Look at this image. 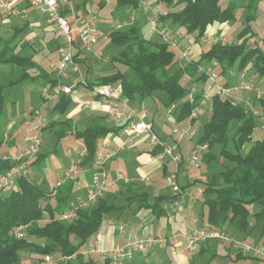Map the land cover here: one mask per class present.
Wrapping results in <instances>:
<instances>
[{"label":"trees","instance_id":"obj_1","mask_svg":"<svg viewBox=\"0 0 264 264\" xmlns=\"http://www.w3.org/2000/svg\"><path fill=\"white\" fill-rule=\"evenodd\" d=\"M140 1L116 0L114 15L127 7L137 8ZM157 1L167 8L181 6L178 10L161 15L160 18L170 19L171 23L182 27L187 34L195 33V40L201 38L207 26L214 22H235L236 11L239 8L238 2L234 0ZM240 1L245 2L243 27L238 33L240 41L233 43L217 41L202 51L198 59L190 60L185 66L172 68L177 59L174 50L166 42L144 38L140 34L139 26L122 24L111 29L107 37L108 46L116 47L118 50L110 60L129 67L134 73V79H125L123 72L116 69L101 76L94 83L120 82L123 99L142 101L150 97L157 99L165 108L173 105L175 119L180 123L184 122L203 95L201 90H197L193 94V102H190L187 95L191 91V86L186 85L184 77L189 76L188 78L193 80L200 77L204 80V74L196 76L200 63L215 61L221 65V73L231 67L241 71L251 64L255 75L264 76V47L247 46V41L254 35L252 22L257 20L258 15L253 9H257L258 4L264 0ZM262 11L264 23V7ZM25 29L26 23L20 28H15L12 36L7 38L0 48V60L14 63L22 70L26 66L37 67L31 56L20 54L18 51L12 52L9 56L5 53L12 39L14 40ZM74 60L78 61L76 55ZM20 76L7 84L0 83V145L4 118L3 91L13 83L30 78L29 72L25 70ZM57 83L56 79H47L45 82L50 88ZM71 101L70 93H61L50 110L58 109L64 112ZM250 101L257 105L264 115V97L256 98L253 94ZM209 109V118L198 132L194 131L193 138L194 143H205L207 146L201 153L199 163L206 166L205 175L183 188L196 185L202 188V204L206 207V221L209 225L224 230H237L250 235L254 242L264 243V136L253 137L258 114L247 108L243 101L233 96H221L218 92L211 95ZM195 120L196 118L192 119L193 124ZM55 123L53 120L47 127L54 126ZM63 124L68 127L67 130L61 128L57 135L62 137L71 133L76 139L81 140L85 149L81 155L80 166L87 170H92L98 139L108 133L119 131L125 125V123L108 125L100 118H93L82 128L73 127L69 119ZM214 146L219 148L217 153ZM159 151L161 149L158 147L152 149V153ZM46 158L47 154L40 151L30 164L36 168ZM183 158L178 164L183 163ZM220 158L224 161H220L222 167L211 168V162ZM12 165L13 160L0 155V173ZM43 181L45 180L33 181L26 176H19L9 191L4 193L2 189L0 190V264H20V251L27 248H31L34 254V264H99L97 257L84 255L82 249L90 236L99 230L107 216L116 215L135 204L137 208H149L156 217H159L165 213L164 202L177 197L157 194L150 198L148 193L141 191L135 184L122 181L121 188L116 191L105 190L95 204L79 209L78 216L73 221L66 222L59 220L56 215L66 207L71 193V182L67 185L60 183L61 185L55 187H44ZM53 191L55 193L52 195ZM119 195L123 197L121 201H117ZM20 223L29 224L27 233L43 239V242L34 243L32 240L27 242L25 238H17L14 229ZM50 254H60L67 259L47 263L44 256ZM243 254L241 250L237 251V256Z\"/></svg>","mask_w":264,"mask_h":264},{"label":"crops","instance_id":"obj_2","mask_svg":"<svg viewBox=\"0 0 264 264\" xmlns=\"http://www.w3.org/2000/svg\"><path fill=\"white\" fill-rule=\"evenodd\" d=\"M7 1H9V4L14 8L16 13L12 15L0 12V24L9 22V25L11 24L12 28L15 30V28H20L25 23L30 26L31 23L28 20L32 18L34 26H32L33 28L31 27V29L34 30L35 35H38L35 41L40 43L42 50L38 53L32 52L30 54L31 59L38 66H40L42 61L46 62L47 65H50L49 61H47L48 57L53 51H55L58 56L57 46L60 43V37L55 33L53 25L48 22L46 14L32 7L31 0ZM115 6L116 0H65L61 4V13L69 20L71 26H75L84 19H93L97 27L98 41L94 45L93 50L87 52L84 50L77 31L74 30L73 50L74 56L76 55L78 60L76 61V67H69L66 76L59 74L58 71L54 72V70L56 71V67L51 65V76L49 77L39 78L37 76V72L35 74L29 73L30 78L23 80V82L30 81V84L27 85V89L34 105L25 109L23 113L24 117L29 118L36 116V109L51 108L55 100L50 98L52 104H47L49 101L48 96L50 94V90L53 88H50L47 84H45L47 79H56L58 80L57 84L72 85L79 79L80 76H83L87 82L92 84L101 76L114 72L113 69H106L107 67L103 62L106 60V57H103L101 46L107 42L110 30L122 25V23H120V19H116L118 18V14L116 16L114 15ZM180 7V5H176L174 7L172 6L167 8L163 3L158 2L157 0H141L137 8L127 7L124 11L125 14L128 15L127 18L130 20H137L140 17H145L149 20V32H152L155 30L151 28V19L148 17V14L151 11H156L157 13L156 20L158 21L159 28L163 26L170 28V24H173L170 19H161L160 16L169 11L178 10ZM39 16H41V18H39ZM262 23L263 20L259 19L252 22V30L254 32L253 40H257L258 38V42H261L264 36H258L256 24L261 25ZM242 27L243 23L239 29L233 30L232 23H221L217 21L208 25L204 35L198 40H194L192 43H190L189 40L178 31V29L174 30L171 37L178 43L181 40L184 42V45H188L191 54L190 60H196L199 58L202 51H205L213 44L212 40L214 37H221V41L229 42L228 36H230V32L232 31L233 36L236 38L238 37V33ZM26 30L27 29L21 31L19 35ZM12 34L9 37H11ZM173 35H176V37L174 38ZM191 35L195 37V33H192ZM158 38L159 41H162L159 35ZM21 39L22 38L20 37L14 41V38L11 42L14 41L12 44L15 46L16 51L20 54H24L21 50L26 42H23ZM35 41L34 43H36ZM30 45H32V43H30ZM58 58L59 56L57 57V60ZM177 58L179 59L178 56ZM179 60L182 61L181 59ZM200 65L204 67L206 66L210 70L214 71L217 76L212 79L204 75L205 79L203 82H193V79H188L187 86L191 85V91L201 90L203 92L201 98L204 102L201 104V107H207V109H209L211 95L218 92V87L220 85L229 86L230 84L239 81V75L237 74H239L242 70L238 71L236 68L231 67L226 72L221 73L222 67L215 61H204L203 63H200ZM250 66L251 64H248L246 68L243 69L246 74L245 76L257 83L261 76L255 75ZM14 70L15 69L12 71ZM197 73L199 75L202 74L200 72ZM16 84L17 86L20 85V83ZM13 85H15V83L9 86L12 87ZM249 93L250 92H241L233 95V97L247 104L250 102L252 96V93ZM70 95L72 98L71 102L74 103V105L70 104L71 109H69L64 120H71L73 127L79 128L78 122L83 116L85 119L83 121H85L86 124L90 123L93 118H100L101 121H104V123L108 125L124 123L114 122L108 115V104L101 98L95 96L89 88L76 85L72 89ZM17 97L18 96H15L14 94L13 98L9 100V107L7 110H3L4 118L2 123L3 134L1 144H4V147L0 152V155L10 160H13L11 158H14L24 145V140L26 138L24 137V139L22 138L23 140H20L21 145L17 150L14 138L10 137L12 132L16 131L15 128L17 118L15 113L16 110H14L13 105L18 99ZM127 101L129 105L138 109V114L141 118H143V120L151 123L153 130L158 134V136H160L167 143H177V151L180 153L181 158L184 157V161L185 157L191 153L195 144L194 140L190 136L179 134L174 131L176 125L180 124V122L175 119L173 105L165 108L157 99L150 97L145 98L142 101H138L136 99ZM61 120L63 119L58 121ZM48 123H51V121ZM262 124L264 125V122L260 123V128ZM125 126L126 125H124V127L119 131L113 132V134L108 133L104 137L98 139L97 150H102L103 146H109L115 151L113 157L107 161L105 166L108 177L114 178L116 174H123L126 178H128V184H135L141 191L148 193L150 198L157 194H168L170 197L177 195V197L164 202L163 208L165 209V213L159 217H156L149 208H137L135 204H132L129 208L116 213V215L107 216L98 230L101 235L100 240L95 239L94 235H92L85 244V247L82 249V253L84 255L97 257L99 259V264H102L101 261L104 257L98 252L90 253L92 246L100 247L105 250H111L115 247L123 245L128 239H135L138 237L144 238L149 235L164 237L175 231L185 233L188 228L210 226L206 221V207L202 204V188L199 190V186L197 185L191 187L187 186L185 189L183 188V186H186L191 181L205 175V172L200 168V165L196 166L198 170L197 174H192L190 170L195 166L188 168L185 162L177 164L168 157H161L160 151L158 153H152V148L148 144L147 137L143 135L137 137V139L133 142H127V135L124 131ZM260 130L262 135L261 137H263L264 129L261 128ZM254 132L253 137L258 138ZM81 155L76 159V161L79 159L81 160ZM169 161H171L174 165V172H170L168 169ZM71 166L68 170H64L60 177L55 179V185L52 186L55 187L57 182H60L62 185H67L71 182V193H81L77 199L72 201L69 205H66L65 208L70 207L83 198L91 184L90 175L92 170H87L86 168L80 166V164L77 172L71 173L72 177L64 178V172L69 171ZM178 178H180V182H178ZM38 179L39 180L37 181H40L41 177ZM122 185L123 182L118 180L114 182V184L110 187V190L116 191L121 188ZM174 185L178 186V189L182 192V196L179 191L173 190ZM119 196L123 199L122 195ZM122 218H124L123 221ZM227 230H230L232 234L241 233L243 237L240 238V240L248 241V239H250L251 242H254L250 235L233 229ZM212 240L195 242L192 250L187 249V241L184 240V238L160 242L149 251H135L133 255H131L132 257L124 260L122 264H200V260H198L199 262H195V260L193 261V258L198 255L197 257L201 259L204 254L209 256L208 261H206L207 264H223L226 263L228 259L234 261L242 258L256 259L247 256L246 254H243V256H237L238 250L235 248L231 249L230 243L228 246H225V251L220 252L216 246L213 245L214 248L210 247L209 244H211L210 241ZM260 262V264H264L263 261Z\"/></svg>","mask_w":264,"mask_h":264},{"label":"built area","instance_id":"obj_3","mask_svg":"<svg viewBox=\"0 0 264 264\" xmlns=\"http://www.w3.org/2000/svg\"><path fill=\"white\" fill-rule=\"evenodd\" d=\"M65 0H31V5L35 9L40 10L46 14L47 20L53 25L55 33L60 37V43L57 48L58 63L57 71L59 74L66 76L69 67H76L74 60V38L73 31H77L79 39L84 47V50L90 52L93 50L94 45L98 41V32L96 24L93 19H84L77 23L75 26H71L69 20L61 13V4ZM0 12L5 14H15L14 8L9 4L7 0H0ZM150 26L161 37L163 42H166L169 47L179 51V59L183 61H190V49L188 45L181 46L176 40L172 39L173 31L169 27L163 26L159 28L158 21L156 19L150 20ZM221 37H214L212 43L221 41ZM197 71L204 74L209 78L217 76L214 71L210 70L206 66L199 65ZM239 81L230 84L229 86L220 85L218 87V93L221 96H233L241 92L253 93L256 98L264 97V76L260 77L259 81L254 82L252 79L246 77L245 72L242 70L239 74ZM80 85L81 87L89 88L93 94L102 100H104L108 106V115L116 122H124L126 133V141L133 142L139 136H146L149 146L153 148H160V156L168 157L175 163L181 161V155L177 151V143H167L153 130L151 123L143 120L139 116V111L136 107L129 105L126 99L121 97L122 86L120 82L109 83H92L89 84L87 80L80 76L79 79L72 85L57 84L51 90L48 98L56 100L61 93L69 94L72 89ZM187 99L193 102V91H190L187 95ZM204 101H200L196 106H193L189 117L180 124L176 125L174 131L179 134H185L194 138V126L192 119L197 117L199 107ZM250 102L247 103L249 105ZM41 109V108H40ZM40 109H36L37 116L36 121L31 124L34 134L25 138V143L13 158V165L0 173V190L13 184L14 180L19 176L30 177L33 173L30 162L40 152V146L42 143L43 128L45 127V121L40 113ZM264 129V125H261ZM194 140V139H193ZM191 153L185 157L184 161L188 168L198 166L200 163L201 153L206 149L205 143H194ZM115 151L112 147L103 146L102 150H97L92 166L91 184L87 189V192L83 198L77 203H74L68 208H65L61 212L57 213V218L61 221L70 222L78 216V210L84 207L91 206L96 203L99 197H101L105 190L110 189L114 182L121 180L128 182L123 174H116L114 178H109L105 169L106 163L114 155ZM80 159L72 164L69 171L64 172V178L72 177L71 173L77 172ZM60 182H57L58 186ZM201 190V187H198ZM174 191H179L181 196L182 192L178 189L177 185L173 186ZM55 191L52 192V195ZM29 224H21L15 227L14 234L17 238H24L27 232ZM95 239L100 240L101 235L97 230L94 234ZM184 238L187 241V249L192 250L195 242H202L212 239L227 240L230 245L241 250L244 254H247L253 258H256L264 262V244L260 242H251L246 240L234 239L229 236L225 230L215 226H203L188 228L187 232L175 231L172 234L164 237H157L149 235L138 237L135 239H128L126 243L121 246L115 247L111 250H105L100 247L92 246L90 253L98 252L103 256L102 264H122L124 260L131 258L135 251L145 252L151 250L157 243L167 242ZM66 256L60 254H50L44 256V261L47 263L65 261Z\"/></svg>","mask_w":264,"mask_h":264},{"label":"rangeland","instance_id":"obj_4","mask_svg":"<svg viewBox=\"0 0 264 264\" xmlns=\"http://www.w3.org/2000/svg\"><path fill=\"white\" fill-rule=\"evenodd\" d=\"M234 1L238 2L237 4H238L239 8L236 11L237 20L232 23V29L233 30L239 29L241 27L243 17H244V13H245V9H244L245 2L240 1V0H234ZM262 3L258 4L257 9L256 8L253 9L254 12H257V14H258L257 19H259V20H263L262 8L264 7V1ZM124 10L125 9H122V11L120 10L118 12V16H117L118 18H116V19H120V23H122L123 25L133 24V25L139 26L140 34L144 38H146L147 40H151V41H159L158 34L156 31L149 32V29H148V24H149L148 21L149 20H147L145 17L144 18L140 17L137 20H135V19L130 20L127 18L128 15L125 14ZM148 17L150 19H152V18L157 19L156 11H151L148 14ZM39 18H41V16H39ZM28 21H30L31 25L30 26L27 25V30L22 32L21 35L16 36L15 40H14V41H16L17 39H19L21 37L22 38L21 40H23V42L24 41L26 42L24 44V46L22 47V50H21V52L24 53L25 55H30L32 52L38 53L42 50L40 43L35 41V39H37L38 35H35L34 30L31 29V27L34 26V24L32 23V18H30ZM256 27L258 29V36L263 37L264 36V28H263L264 23H262L261 25L256 24ZM170 28L173 30V32H174V30L178 29V31L183 36H185L189 40L190 43H192L195 40V37H193L190 34H187L182 27H178L177 25L170 24ZM13 30L14 29L12 28L11 24L9 25V22L0 24V48L2 47L5 39L13 33ZM220 36H221V34H220ZM173 37L175 38L176 35H173ZM253 37L254 36H252V38L247 41V46L251 47V48H253V47L255 48L257 46H260L261 48H263L264 47V38H263V40H261V42H258L259 39L257 38V40L256 39L253 40ZM228 38H229L228 41L232 42V43L240 41V39H238V37L235 38L233 36L232 31L230 32V36H228ZM14 41L12 43H14ZM34 41L36 43H34ZM189 42H187V43H189ZM12 43H10L9 49L5 53L6 56H9V54L16 51L15 46H13ZM30 43H32V45H30ZM183 43L184 42H182L181 40L179 41V44L184 45ZM101 50L103 52V57L104 58L106 57V60L103 61L105 66L107 67L106 69H109V70L119 69L120 71L123 72L124 76L126 77L125 79H128V80L134 79L133 78L134 73L129 67H127L123 64H120L118 62H113L110 60L111 56L117 53L118 48L113 47V46L109 47L108 42H106V43L102 44ZM172 50H174V49H172ZM174 52L177 56H179V51L177 49H176V51L174 50ZM57 57L58 56H57V53L55 51L50 53L47 61H49V64L51 66L57 67V63H58ZM175 63L176 64H174L172 68H175L177 66H185L189 62L183 61V60L180 61L177 58ZM50 65H47L46 62L42 61L40 66H38V65H37V67L26 66L22 70L16 64L14 65V63L2 62L0 60V83L7 84V82L9 80H16V79L20 78L21 77L20 75L23 73L24 70L31 73V74H35L37 72L39 78L49 77V76H51L50 71L52 69V67H50ZM11 69L12 70L15 69V70L12 71ZM251 70H252V68H251ZM54 72H57V68H56V71L54 70ZM196 76H200V75L197 73ZM188 77L189 76L184 77V81L186 82V85L188 84V82H187L189 79ZM197 79L198 80H196V78H195L194 79L195 81L193 80V82H203L202 78L198 77ZM19 83H20V85H18V86L16 83L12 87L7 86L4 88V91H3L4 92V102H3L4 111L7 110V108L9 107V100L13 98V95L15 94V96L16 95L18 96L17 97L18 99L16 100L15 104L13 105L14 110H16L15 113H16V118H17L16 119V122H17L16 128H15L16 131L12 132V135L10 136L11 138H14V141L16 142V145H17V150L19 149V147L21 145L20 140L22 138L24 139V137H27V136L31 137V135L34 134V131L32 129L31 124H33L37 119V116H33V117H29V118L23 116L25 109L27 107H30L31 105H34V102L31 98L30 94L28 93L29 91L27 89V85L30 84V81L29 82L28 81L27 82L22 81ZM17 89H18V91H17ZM195 92L196 91H193V94ZM249 94H251V93H249ZM251 95H253V93ZM200 101H202V98L200 99ZM47 104L48 105L52 104L50 99L47 102ZM71 105H74V103L71 102ZM255 106L257 107V105H255L253 102L251 103V101H250V104L247 105V108L251 109L254 114H256V115L258 114V117L255 119L256 126L253 129L255 131L254 134H256L260 138L262 135L260 132L261 128L259 125L261 122H264V115L261 112L260 108L259 107L256 108ZM200 107H199V111H198V117L196 118V120L193 124L194 131H196V132H198V130L201 129L203 123L207 120V118H209L208 116L210 115V110L207 109V107H204V108H202V107L200 108ZM69 109H71L70 104L68 106V109H66L64 112H60V111H58V109L51 111L50 109H47V108L42 109L40 111V113L42 114V116L44 118V121H46L45 122L46 123L45 128L42 131V135L44 137L42 138V143H41L40 149H41L42 153L47 154V158L44 162H42L36 168H33L31 166L33 174L29 177V179L30 180L33 179V181L34 180L37 181V180H39L38 178L41 177V179L45 180L42 183V186H44V187H52L53 185H55V179L60 177L64 170H68L70 168L71 164L76 161V159L83 153V151L85 149L81 140L76 139L73 135H71V133L65 134L62 137H59L57 135V132L59 129L63 128L65 130H67V128H68L67 126H64L63 122L65 121L64 119L66 118ZM173 113H174V111H173ZM60 119H63V120L58 121ZM53 120L56 122L55 125L51 126V127H47L48 122L53 121ZM83 120H85L84 116L81 117L80 121L78 122L80 128L84 127L83 125L86 124V122ZM26 122L29 124H27ZM3 147H4V144H1L0 145V152L2 151ZM214 150H215V152L217 150L219 151L218 146H214ZM216 156L217 155H215V158H216ZM11 159H13V158H11ZM220 161H223V159L220 158V159H216L215 161L211 162V168L213 166L218 168V169L221 168L222 164ZM200 168L204 171L206 166L204 164H201ZM168 169L170 170V172L175 171L174 165L171 161H169V163H168ZM197 171H198L197 167L196 168L193 167V169L190 170V172L192 174H197ZM202 177H204V176L202 175ZM87 178H89V177H87ZM178 182H180V178H178ZM12 186H13V184L3 188L2 192L5 193L6 191H9V189ZM80 194H81L80 192L79 193L77 192L76 194L71 193L67 199L66 205H69L70 203H72V201L77 199V197H79ZM120 200H122V198L120 196L117 197V201H120ZM123 219L124 218H122V221H123ZM39 223H41V222H39ZM226 232L229 236L233 237L234 239H239V238L243 237V235L241 233H235V234L233 233L232 234L230 232V230H226ZM24 238L26 239L27 242H29L30 240L34 241V243H42L43 242V239L34 237L33 235H29L27 232H26V235ZM248 241H250V239H248ZM210 243L211 244H209V245L211 248H214V246H216L220 252L225 251V249H226L225 246L229 245V242L227 240H221V239L212 240V241H210ZM231 249H233L232 246H231ZM20 256H21L20 264H34L35 257H34V254L31 252V248H27V249H23V250L21 249ZM197 256H195L193 258V261L195 260V262H199L198 260H200V264H207L206 261H208V257H209L207 254H204L201 259H199ZM260 263L261 262L256 260V259L253 260V259H249V258H242V259H239L237 261L228 259V261L226 263H223V264H260Z\"/></svg>","mask_w":264,"mask_h":264}]
</instances>
